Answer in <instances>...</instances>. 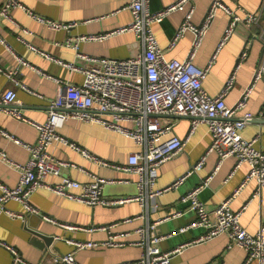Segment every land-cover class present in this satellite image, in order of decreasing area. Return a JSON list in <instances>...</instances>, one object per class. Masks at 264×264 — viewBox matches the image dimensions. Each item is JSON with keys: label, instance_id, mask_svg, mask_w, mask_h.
<instances>
[{"label": "crops", "instance_id": "0c3cea01", "mask_svg": "<svg viewBox=\"0 0 264 264\" xmlns=\"http://www.w3.org/2000/svg\"><path fill=\"white\" fill-rule=\"evenodd\" d=\"M19 1L26 9H12L11 13L14 16V21L0 18V36L5 39L8 45L0 41V65L4 69H16L17 79L32 88V90L34 89L37 95L18 87L2 72H0V92L7 89H16L22 112L33 121H46L49 103L58 90L57 82L47 75L63 79L72 84H81L85 81V72L70 69L68 65L61 64L55 59L84 70L91 67H100L102 64L98 61H87L80 57L79 53L97 58H129L139 47V38L132 32L114 34L104 40L81 41L78 49L74 47V42L68 44V39L76 37V35L103 33L130 24L133 17L131 11L126 8L128 0ZM177 1L179 0H149V8L151 11H159ZM224 1L240 16L244 15V11H257L262 2V0ZM3 2L4 0H0V8ZM211 2L212 0H191L194 7L192 15L194 24L199 25L202 23L210 5H212ZM191 4L185 3L179 6L167 14L162 21L155 22L152 25L166 59L184 60L188 58L195 40L193 31L187 30L173 48L169 47V43L173 40ZM27 9L45 17V19H54L61 22L72 20L77 24L69 29L53 30L45 22L33 18ZM118 9L120 10L117 11ZM228 21V15L224 11H218L194 59L197 66L205 67L212 59ZM255 32H258L256 26L249 28L242 23L239 24L229 41L218 50L215 62L203 83L209 94L218 95L227 78L230 77L229 75L237 68L236 81L225 97L226 103L230 107L234 105L243 96V92L252 85L248 96V104L238 115L248 111L254 113L255 116H260V111L264 108V78L253 81L254 73L262 56V42L256 39L249 44L248 56L245 60L240 59L241 52L248 42L247 40ZM22 39L39 51H44L53 56V58H46L40 52L32 50ZM16 53L28 61L31 66L20 63L17 56H15ZM104 115L106 118H113L109 113L104 112L102 116ZM165 118L172 120L173 131L176 135L184 137L187 134L190 125L189 117H163V119ZM123 123L132 125L130 122ZM64 125L60 129L62 135L88 148L97 156L109 162L127 164L129 154L141 149V146L132 137L120 131L108 129L96 121L86 122L83 119L70 118ZM0 129H4L13 137L28 144H34L37 141L38 130L33 124L15 119L1 107ZM209 130L207 124H200L186 143L184 151L160 166L154 188L159 189L172 183L177 177L191 169L212 142ZM241 135L247 139L259 135L255 145L264 152V118L259 117L251 121L241 131ZM0 151H3L9 159L17 163L25 164L29 159V151L23 144L4 136L1 132ZM50 151L55 156L72 161L85 169L83 171L75 167L62 168L60 176H47V181L49 180L51 183L62 180V176H69L81 182L91 183L95 181L93 174H96L106 179L116 180L103 186L102 194L105 197L133 196L139 191L136 183L138 182L137 175L134 173H127L118 168L100 166L96 162L85 159L68 145L56 143L51 145ZM217 162L218 154L215 151L210 152L206 157L204 166L193 175H190L184 183L164 192L154 200H145L143 204L132 201L117 206L89 205L44 188L35 191L30 199L31 203L37 207L38 213H27L21 203L9 201L7 208L21 213L24 219L13 218L8 213L0 215V264H11L12 262L11 251L7 249L4 243L17 248L31 264H53L54 254L67 253L73 249V245L68 242L69 239L102 242L114 234L122 235L118 239L123 244H119V246L99 245L81 249L76 253L79 264H115L137 259L143 252L142 247L133 244L138 238L135 232L138 227H145L148 224H154L158 220H162L156 229L152 231L166 235L182 225L188 224L190 221L195 220V212L191 209L189 203L181 200L185 193L199 185L203 186L202 180L213 173L211 180L208 184H204L198 195L206 208L213 209L240 185L250 168L247 163H244L235 169L236 157L231 156L220 164L216 172H213L217 167ZM18 181V170L0 159V182L14 187L18 184ZM256 186H258L256 180L249 181L231 203L233 210H239L250 201L241 214V223L250 233L258 231L260 222L264 217V191L260 197L251 200ZM72 191L80 193L82 189L74 188ZM155 205L156 208H154ZM174 213L179 214L173 217ZM44 215H49L57 221L85 227L114 226L109 229L95 231L66 229L58 223L46 221L43 218ZM31 230L52 233L55 235V239L50 246L42 249L32 242L34 235ZM201 232H203L202 229L198 228L173 237H167L161 240L158 246L160 249L167 250ZM229 239L227 235H220L208 242L188 246L182 253L173 256L171 263L242 264L245 258V250L238 245L228 247Z\"/></svg>", "mask_w": 264, "mask_h": 264}, {"label": "built area", "instance_id": "2783aa9c", "mask_svg": "<svg viewBox=\"0 0 264 264\" xmlns=\"http://www.w3.org/2000/svg\"><path fill=\"white\" fill-rule=\"evenodd\" d=\"M185 3L191 4V0H179L162 10L151 11L149 0H128L126 8L131 11L133 17L130 24L103 33L80 34L76 35V37H70L68 44L70 45L74 42V47L78 49L81 41L104 40L114 34L132 32L139 38V47L129 58H97L79 53V56L87 61H98L102 64L100 67H91L84 70L72 64L64 63L62 60L55 59L61 64L68 65L70 69L82 70L85 72L86 78L81 84H72L63 79L45 74L57 82L58 90L49 103L48 117L44 122L33 121L22 112L20 108L21 102L17 97L16 89H7L0 92V105H4V111L17 120L33 124L38 130L37 141L34 144H28L13 137L4 129H0L4 136L23 144L29 151V159L25 164L9 159L3 151H0V159L15 167L19 172V181L16 186L10 187L0 182V215L8 213L13 218L24 219L21 213L7 208L9 201L21 203L27 213H38L37 207L31 203L30 199L35 191L42 188L89 205L117 206L132 201H138V203L143 204L145 200H154L164 192L184 183L190 175H193L204 166L207 155L215 151L218 154V162L213 172H216L220 164L231 156L236 157L235 169L244 163L249 165V171L240 185L227 198L223 199L219 205L213 209H208L198 195L204 184H208L211 180L212 173L202 180L203 186L194 187L185 193L181 199L183 202L189 203L191 209L195 212V220L166 235L152 231L156 229L162 220H158L154 224H148L145 227H138L135 231L138 238L133 244L143 248L141 256L137 259L115 264H172V257L182 253L186 247L208 242L220 235H227L230 238L228 247L238 245L245 250V258L242 264H252L254 262L264 264V217L261 220L262 222H260L258 231L250 233L241 223V214L250 201L239 210H233L231 207V203L238 196L241 189L251 180H256L258 185L251 200L260 197L264 191V152L255 145L259 135H255L251 139L241 135V131L251 121L259 117L264 118V108L260 111V116H255L254 113L248 111L238 115L248 104V96L252 85L243 92V96L234 105L230 107L226 103L225 97L236 81L237 68L229 75L230 77L227 78L218 95L209 94L203 85L215 62L218 50L229 41L234 30L241 23L249 28L256 26L258 32L250 35L241 52L240 59L245 60L248 56L249 44L256 39L261 41L262 56L254 73L253 81L264 78V0H262L257 11H244L243 16H240L227 6L224 0H212V5H210L202 23L199 25L194 24L192 21L194 7L191 4L173 40L169 43V47L173 48L187 30L193 31L195 40L188 58L184 60L176 58L166 59L163 49L157 40L158 38L154 34L152 25L155 22L162 21L167 14ZM14 8L26 9L19 0H4L0 8V18L14 21V16L11 13ZM27 11L33 18L40 22H45L53 30L69 29L77 24V22L72 20L70 22H61L54 19H45V17L28 9ZM218 11H224L228 15V24L224 29L217 51L212 56V59L205 67H199L194 63V59ZM0 41L7 45L5 39L1 36ZM22 41L29 48L40 52L46 58H53L48 53L39 51L27 41L23 39ZM15 56H17L20 63L31 66L21 55L16 53ZM0 72L4 73L18 87L37 95L34 89L32 90V88L17 79L16 69L8 70L0 65ZM104 112L111 114L113 118L102 116ZM177 116L190 118L189 130L184 137H179L174 133L172 120L163 119V117ZM70 118H79L86 122L96 121L108 129L120 131L132 137L141 146V149L129 154L127 164L103 160L88 148L61 134L60 129L65 126L64 124ZM123 122H130L132 125L124 124ZM203 123L208 125L212 136V142L206 152L191 169L177 177L175 181L162 188H154L160 166L184 151L190 137L195 133L198 126ZM56 143L68 145L71 149L79 152L85 159L96 162L100 166L118 168L127 173H134L138 179V182H136L139 189L138 193L133 196L105 197L102 194L103 186L116 180L106 179L96 174H93L95 181L91 183L81 182L69 176H62V180L56 183L47 181V176L49 175L60 176L62 168L65 167H75L85 171L82 166L55 156L50 151V147ZM74 188H81L82 191L75 193L72 191ZM154 208H156V205ZM178 214L174 213L173 217ZM43 218L46 221L58 223L66 229L95 231L109 229L114 226L85 227L57 221L49 215H44ZM198 228L202 229L203 232L170 249L163 250L158 246V243L167 237H173ZM121 236L119 234L110 235L106 241L102 242L69 239L68 242L73 245V249L67 253L54 254L52 262L53 264H79L76 258V253L79 250L99 245L119 246V244H123L118 239ZM4 244L11 251V264H31L17 248Z\"/></svg>", "mask_w": 264, "mask_h": 264}, {"label": "water", "instance_id": "95a60500", "mask_svg": "<svg viewBox=\"0 0 264 264\" xmlns=\"http://www.w3.org/2000/svg\"><path fill=\"white\" fill-rule=\"evenodd\" d=\"M263 20H264V14H263ZM263 38H264V34H263ZM0 107L3 108L4 105H0ZM31 231L33 232L34 235L32 242L42 249H45L46 247L50 246L55 239V235L52 233H47L45 231H35V230H31Z\"/></svg>", "mask_w": 264, "mask_h": 264}]
</instances>
